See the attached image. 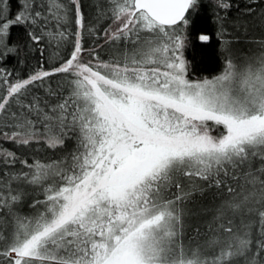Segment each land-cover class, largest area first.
Wrapping results in <instances>:
<instances>
[{"label":"snow or ice","instance_id":"snow-or-ice-1","mask_svg":"<svg viewBox=\"0 0 264 264\" xmlns=\"http://www.w3.org/2000/svg\"><path fill=\"white\" fill-rule=\"evenodd\" d=\"M0 264H264V0H0Z\"/></svg>","mask_w":264,"mask_h":264}]
</instances>
